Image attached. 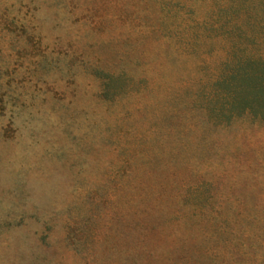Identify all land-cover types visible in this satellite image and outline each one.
Segmentation results:
<instances>
[{
  "label": "rangeland",
  "instance_id": "1",
  "mask_svg": "<svg viewBox=\"0 0 264 264\" xmlns=\"http://www.w3.org/2000/svg\"><path fill=\"white\" fill-rule=\"evenodd\" d=\"M0 264H264V0H0Z\"/></svg>",
  "mask_w": 264,
  "mask_h": 264
}]
</instances>
